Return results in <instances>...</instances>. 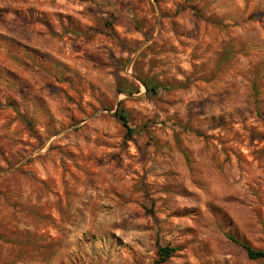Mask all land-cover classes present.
Returning a JSON list of instances; mask_svg holds the SVG:
<instances>
[{
    "label": "rangeland",
    "instance_id": "rangeland-1",
    "mask_svg": "<svg viewBox=\"0 0 264 264\" xmlns=\"http://www.w3.org/2000/svg\"><path fill=\"white\" fill-rule=\"evenodd\" d=\"M228 237L264 251V0H0V264H264Z\"/></svg>",
    "mask_w": 264,
    "mask_h": 264
},
{
    "label": "trees",
    "instance_id": "trees-1",
    "mask_svg": "<svg viewBox=\"0 0 264 264\" xmlns=\"http://www.w3.org/2000/svg\"><path fill=\"white\" fill-rule=\"evenodd\" d=\"M116 115L126 129V137L130 138L132 136V134L134 133V131L129 126V120H128L127 115L125 114V112L123 110H120L119 112H117ZM228 238L231 241H233L237 244H240L235 238H233V237H228ZM240 245L244 248V250L246 251L248 258L250 260H253V261L262 260V261H264V251H256V250L252 249L250 246L245 245V244H240ZM176 251H177L176 249H172V248H161L159 255L161 256L162 262H165L167 259H169L171 257V255Z\"/></svg>",
    "mask_w": 264,
    "mask_h": 264
}]
</instances>
